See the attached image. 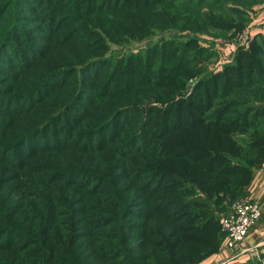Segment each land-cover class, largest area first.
Here are the masks:
<instances>
[{"label":"trees","instance_id":"16d2710c","mask_svg":"<svg viewBox=\"0 0 264 264\" xmlns=\"http://www.w3.org/2000/svg\"><path fill=\"white\" fill-rule=\"evenodd\" d=\"M263 1L0 0V264L218 252L264 163V32L212 73L198 35Z\"/></svg>","mask_w":264,"mask_h":264},{"label":"rangeland","instance_id":"374dc122","mask_svg":"<svg viewBox=\"0 0 264 264\" xmlns=\"http://www.w3.org/2000/svg\"><path fill=\"white\" fill-rule=\"evenodd\" d=\"M250 22L248 26L245 28V30L241 31H232L227 34H216L212 32L199 34V46L203 49L202 54L204 57L203 61H200L199 64H205L207 67L208 72H216L220 70L224 65V63L231 62L234 59V56L236 54V51L239 48L250 46V40L255 36L253 33V28L251 27V20L255 17V14L253 11L250 12ZM249 16V13H248ZM249 27V28H248ZM146 42V39L143 41ZM143 43L137 42L134 44H129L125 46V52H141L145 50V46H142ZM248 46V47H249ZM211 57V58H210ZM208 58H210L208 60ZM204 65V66H205ZM201 76H193L188 79V86L186 91L181 94L180 98H186L189 95V92H192L194 89L195 84L200 80ZM154 106L157 107H164L166 104L162 102H153ZM149 105H146V107ZM245 198V197H242ZM228 208V207H227ZM226 211V210H225ZM224 211V212H225ZM220 213V224H221V218L223 216V213ZM222 228V225H221ZM225 247V240L223 238L222 243L219 246V251L212 254L211 256H208L204 260L198 263L194 262H183L182 264H217L215 261V257L221 254L222 247ZM191 245L186 244L185 247L182 249L184 252L190 250ZM226 248V247H225ZM183 252V253H184ZM220 252V253H219ZM213 256V257H212ZM212 257V258H211ZM224 264H231L229 262H226Z\"/></svg>","mask_w":264,"mask_h":264},{"label":"crops","instance_id":"0c3cea01","mask_svg":"<svg viewBox=\"0 0 264 264\" xmlns=\"http://www.w3.org/2000/svg\"><path fill=\"white\" fill-rule=\"evenodd\" d=\"M251 11H253L255 14V17L251 20V27L254 31L253 33H263L264 1L254 5L248 11L249 19ZM245 28L243 30H245ZM227 63H224L223 65ZM244 197L259 202L262 211L261 218L257 225L254 226L250 231L249 235L242 244L234 248H225L224 246L222 247L220 251L221 254L214 258L217 264H224L226 262L231 264H264V163L261 167L255 170L254 177L249 186L247 195Z\"/></svg>","mask_w":264,"mask_h":264},{"label":"built area","instance_id":"2783aa9c","mask_svg":"<svg viewBox=\"0 0 264 264\" xmlns=\"http://www.w3.org/2000/svg\"><path fill=\"white\" fill-rule=\"evenodd\" d=\"M261 205L257 201L240 198L229 204L221 218L225 233V247L242 244L261 218Z\"/></svg>","mask_w":264,"mask_h":264}]
</instances>
